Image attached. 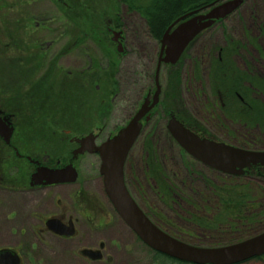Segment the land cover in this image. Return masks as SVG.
Instances as JSON below:
<instances>
[{
    "label": "flooded vegetation",
    "instance_id": "1",
    "mask_svg": "<svg viewBox=\"0 0 264 264\" xmlns=\"http://www.w3.org/2000/svg\"><path fill=\"white\" fill-rule=\"evenodd\" d=\"M221 1L225 0H220L215 3ZM241 1L242 3L239 6V9L244 5L245 2V0ZM204 8L205 7L187 14L193 12L204 14L202 11ZM122 13L126 14V11L123 10ZM187 14H184L172 21L165 28L163 34L158 40L154 39L152 31H150L148 28L146 21L142 19L145 25V30L142 32L144 36L146 35V37H148L154 44L151 51L154 56L149 53L150 49L143 48L145 54H147V61L146 63H142L140 74L142 75V80L144 83V87L142 88L143 96L141 95L140 99H143L141 103L139 102V104L133 108V111H131L126 124L119 128L118 126H115L114 128L118 129L113 132V135L108 136L106 140L116 135L131 121L145 100L148 102V107L152 105L153 96L157 91V85L159 89L158 102L140 120V136L146 131L150 123L153 124L151 127V132L160 131L166 132L169 135L167 124L171 117H174L185 127V125L176 118L174 113L168 112V114L165 115L162 111L164 92L167 91L168 87L166 84V77L177 71L180 73V66L183 62H185L186 56L190 53V47L194 44L197 38L209 31L210 28L201 32L187 46L175 65H166L163 63L159 64V55L161 52L160 41L166 30L171 27L176 20ZM59 19H64L66 24L67 19L62 13H60ZM53 20L54 18L50 15H47L40 24L36 23L38 21L34 20V24L36 25L34 29L30 31V33L26 32V35V33H23L22 30H12L11 35H9L10 39H7V37L4 35V31L1 30L3 21L0 20V63L4 64L3 61L5 54H9L11 52L17 54L16 57H6L13 58V60H15V64L13 66L17 71V80L15 83L16 92L14 97L9 101L10 107H12L11 111L5 108L6 104H4L3 101V93L0 91V119L2 121L6 120V123L12 129L8 144L5 143L3 138L0 136V202L5 203L6 208L12 209L11 212L0 215V251H10L15 254L19 260L18 264H30L31 262H34L35 264H56V262L60 259L61 264L63 262L67 263L66 260H69L71 264H100L104 261H111L110 258H115L119 252L117 250V246L110 248V246L107 245L105 241H101L98 235L99 230L106 229L107 226L104 225L108 224V221H106L108 216L104 214L103 218L98 217V215L101 213L99 212L101 211V203L98 200L99 197H97L95 194L86 195L84 191H77L72 197L74 203H76L75 205H67L61 203V201H56L54 210H52L53 203L50 196L51 190L67 185H31V176L39 168L62 169L65 166L71 165L77 173L78 180L79 164L84 160L90 157H95L97 158L100 165L97 154H90L88 152L79 153L81 146L76 141L91 136L93 137V143L90 142L88 145L92 146L93 148L100 146L106 141L100 140V136L105 129V125L99 128V124H94V121L96 120L101 123H106L109 115L113 113V104L111 102L113 99L115 100V98L119 96L120 93H122V90L126 89L123 87V84H126L127 80H129L127 85L129 86L130 92V90L133 89V82L135 79L131 77L133 71L130 70L132 68L130 61H126L124 69L126 70L125 74H127V77L124 80L116 78L117 71L116 73L112 72L111 77L104 79L103 81L102 79L104 78V75L101 73L103 62L104 65L107 66L106 70L109 71L110 67L113 68L111 65H114L112 64L114 62L110 63L109 61V56L112 57V53L109 49L115 48V54L118 57L123 58L125 55H127V52H131L130 50L134 49V41L130 39V34H127L125 29L127 25L123 22L116 23L113 19L106 20L105 30L103 32H87L79 29L75 30L74 32L72 29H65V24H59V26L55 28L53 27L52 23ZM222 21L215 22L212 27L216 26L217 23ZM16 24H18V22ZM176 26H174L170 32L173 31ZM27 29L29 30V28ZM241 31L242 32H239V36L248 38V31ZM254 37L264 38V31L259 30ZM101 47H104L105 50L108 51L109 55L107 57L105 55H101L100 57H102V61L97 62L95 61L91 52H97V54H101ZM119 47L121 52H118ZM223 48L227 49V47L223 46L217 53L215 52V55L211 54V49L207 52V59L210 61H208L209 64L213 58H218L220 61L222 60ZM234 49L235 48L232 47L228 48L229 51ZM228 50L226 51L228 52ZM251 50L252 53L257 55V59H253L254 62H257L258 64L264 63V46H251ZM72 52L83 55L86 64L85 66L80 65V67H78L76 70L63 72L59 67V62L63 61V59ZM235 52L236 53L234 55L228 57L231 58L234 64H236L233 60L239 52V68L237 65L236 67L239 69L240 73V91L243 92L245 98L249 100L264 101V95L257 94L258 91L248 84L249 80L258 81L260 79H264V77H261L256 73L251 65H248L246 62H242L244 60L242 55L249 54L248 49L246 50L244 46L239 44V46L236 47ZM148 54H151V56ZM42 69H46L43 74L40 73ZM55 70L57 72V74H55L56 77H62L60 78L62 79L61 84L60 86L58 85L59 89L57 88V90L60 91V95H63V90L70 92L73 89L78 92V108H81V105L85 103V99L93 102L91 106L93 108L87 109L85 107V110H83L84 114L82 113L79 115L80 119L76 121L77 124L86 123L90 125L86 126L84 129L81 127L82 132H78L75 126H65V124L63 126L62 123L60 125L53 123L51 126H46L44 129L39 128V133L58 135L60 140L58 144H55V147L51 150L49 145H47V138L45 135L41 139L44 141L39 142L37 145H31L30 143H27L25 141V136L22 135L26 133V131L21 126V123L26 122V118L40 115L41 108L44 106L45 102L48 101V96H46L44 93V95L41 97L40 91L44 89L45 82L49 81L52 71L55 73ZM157 70L158 75L156 80L155 75ZM164 74L165 79L163 80L162 77ZM244 74H246L248 78L247 81L244 80ZM26 85H29V87H25ZM103 86H105V92H103L104 94L101 93ZM36 91H38V94H35ZM244 91L247 92L245 93ZM213 97L217 99L219 103L218 111L220 110L221 116L225 120V123L237 125L235 123H230L225 119V113H231L234 106L236 109L239 108V113L241 114L249 112L254 114V111H250L248 109L249 105L246 104L245 99L240 93H235V101H232L233 103H229V100L227 99L228 97H221V95H218L217 98L215 96ZM211 99L212 92L209 103L211 104V107H215L213 100L211 101ZM236 99L238 103L236 102ZM173 103L175 104L176 102L173 101ZM198 124L201 125L208 134L204 137L198 135L200 138L207 139L215 143L228 145L222 140H218L215 136H213L211 132L208 131V129L205 128L204 125H202L199 121ZM224 127V125L222 126L220 124L218 126L221 133L227 134V131L224 130ZM239 128L243 127L239 125ZM27 133H31V131L28 130ZM153 139L154 138H152V140ZM229 146L239 148L238 144ZM180 152L185 155L181 149ZM128 156L123 168V177L125 187L130 197L145 215V217L155 227L165 232L169 236L180 240L179 238L170 235L165 230H163L161 227V221H159L158 218L153 215L154 211L151 210L150 207H147L143 201L140 202L133 191L129 188V183L124 173ZM147 156L148 154L146 152L144 160L145 177L147 181L154 183L151 192L155 199H157V203L167 206V204H165L166 198H168L169 202L172 204L174 203L175 198L180 199V197L182 198L183 196L192 197V195L198 197L199 199L204 198H202L201 191L196 190L187 191L188 195H184V191L176 189V187L171 183L173 179H169L165 173H160L157 176L148 174L149 168L146 164ZM195 163L201 167H204L197 162ZM204 168L217 174L219 177H235L222 174L207 167ZM257 168L264 169L256 167L250 170H245L242 176L235 178L247 179L248 176L253 173L254 169ZM98 177L101 179L99 172ZM155 177L161 178L163 180V184H157L154 179ZM254 179L257 180V178ZM207 182L216 188H220L217 190L209 186V192H207L211 195V198L212 195H214L213 197L218 200V203L217 205H210L208 196H205L208 198H205L204 200L205 205L191 206L192 214H190V218L193 220L189 221L188 223L203 228V230H205L207 233L208 239L214 240L216 242H214L216 245L213 247L236 244L264 232V198L262 195H260L261 191H246L247 196H245L246 200L244 204H241V202L238 204V200L236 205H226L228 195L225 188H227L228 184L225 182L216 184L209 180H207ZM8 195H13L11 198L14 200H9L10 202L6 203L4 202L3 198H5V196L9 197ZM102 197L104 200H106L108 205H110L112 211H114L113 207L105 196L104 191L102 192ZM36 201L38 202L37 208H35ZM201 202H203V200ZM50 220H55L60 223L61 227H59L60 229H57V231H61V235L56 234L54 226L52 228L47 226L46 223ZM121 223L123 225L124 232L126 229V231H128V235H132L135 242L151 254L152 264H156L153 260V253H151L152 251H150L122 221ZM255 227H258V229ZM70 232L71 235H65V233ZM118 240L120 241V239ZM123 244L122 246L125 248L126 243ZM84 250L99 251L101 254V260L91 261L88 258H85L81 254ZM108 257L110 258L107 259ZM254 260L255 259L249 260L247 263L253 262Z\"/></svg>",
    "mask_w": 264,
    "mask_h": 264
},
{
    "label": "rangeland",
    "instance_id": "2",
    "mask_svg": "<svg viewBox=\"0 0 264 264\" xmlns=\"http://www.w3.org/2000/svg\"><path fill=\"white\" fill-rule=\"evenodd\" d=\"M78 1L81 2V0ZM94 1L97 3L96 0ZM101 1L102 0H99L100 5L98 8L103 9L106 6H104V4L101 5ZM82 2H84V0H82ZM47 15L54 18L52 21L53 27L56 28L59 24H65L64 19H59V9L54 6L51 0H0V20L3 21V23L7 22L9 24L8 29L10 31H16L19 29L22 30L23 33H30L36 25L34 22L38 21L36 23L40 24ZM122 15V21L127 25V27H125L127 34H130V39L134 41V49H131V52H127V55L123 58L118 57L115 54V48L109 49L112 53V57L109 56V61L110 63L114 62L112 63L114 65H111L113 66V72L116 73L118 71L116 78L123 80L127 77V74H125L126 70L124 69L125 63L126 61H130L132 66L130 70L133 71L131 77H133L135 81L133 82L134 85L132 84L133 89L130 90V92L129 86L127 85L129 80H127L126 84H123V87L126 89L122 90V93H120V95L111 102L113 104V113L109 115L106 123H101L96 120V122L94 121V124H99V128L105 125V129L100 136V140H106L108 136L113 135V132L116 129L124 126L131 114V111H133V108L138 105L139 102L141 103L143 98L140 99V97L142 95V88L144 87L142 75H140L141 65L147 61V54H145L143 48L150 49L149 53L152 54L151 51L154 45L152 41L146 37V35L144 36L142 32L145 30L142 18L138 15H126L123 13ZM29 18L35 21L30 23L31 25L28 27V30L26 28L28 26L27 19ZM93 18H95V16ZM79 20L80 26L85 29L88 17L82 16ZM17 22L18 24H16ZM23 23H25V29H20ZM64 26L65 29H72L74 32L77 30L73 24L67 21ZM241 30L248 31V38L239 36V32H242ZM259 30L264 31V0H245L244 5L240 9L238 8L233 15L224 20L220 25L210 28L209 31L197 38L194 44L190 47V53L186 56L185 62H183L180 66V81L184 108L196 121H199L202 125H204V127L207 128L213 136L228 145L239 144L240 146L245 142L249 145L246 149L249 148L248 150L263 152L264 132L256 129L252 133H247L237 125L225 123L220 110L218 111L219 103L213 95L211 101L213 100L215 107H211V104L209 103L211 98V82L208 83L207 81V71L209 70L210 65V61L207 59V52L210 51L211 47L224 46L228 36L231 37L233 41L244 46L246 50L248 49L249 54L242 55L244 58L242 62H246L248 65H251L258 75L264 77V63L258 64L257 62H254L253 59H257V55L252 53L251 46H253V44L249 42V38L256 40L257 37L254 36ZM259 42L260 38L258 39V43L256 42V45H263L262 41L260 44ZM100 49L101 54L91 52L97 62L102 61V57H100L101 55H105L106 57L109 55L108 51L105 50L104 47H101ZM151 54L148 55L151 56ZM16 56L17 54L12 52L4 55V57ZM152 56H154V54H152ZM194 61H198V72L200 77V81L198 83L193 80L194 73L196 71V69L194 71ZM233 61H235V65L239 68V52ZM3 63L4 64L0 63V91L3 93L2 97L4 99V104H6L5 108L11 111L12 107H10L9 101L14 97L16 92L15 83L17 80V71L12 64ZM85 64L86 62L83 55L72 52L67 55L63 61L59 62V67L63 72H67L76 70L80 67V65L85 66ZM104 66L103 62L101 73L108 72L106 70L107 66ZM45 70L46 69H42L40 73L43 74ZM55 74H57L56 70L55 73L52 71V75L50 76L51 78L48 82H45L44 90L48 96V101L45 102L44 106L41 108L40 115L26 118V122L21 123V126L26 131V133L22 135L25 136V141L27 143L37 145L39 142L44 141L41 139L45 135L47 138V145H49L51 150L60 140L58 135L39 133V128L44 129L46 126H51L53 123L56 125H60L62 123L63 126L64 124L65 126H75L78 132H82L81 127L84 129L86 126L90 125L86 123L77 124L74 120H69V117L72 116V114L74 117H79L82 113L84 114L83 110H85V107L87 109L93 108L91 107L93 102L88 99H85V103L81 105V108H75L71 102L67 100V98H72V96L75 98L78 97V92L73 89L70 92L63 90V95H60V91L57 90V88L59 89L62 80L60 78L62 77H56ZM162 79H165V74ZM102 80H104V78ZM25 87H29V85H26ZM75 119L77 120V118ZM219 124L225 126L224 130L227 131V134L221 133L218 128ZM152 125V123L149 124L146 131L141 134L129 153L124 169L126 179L129 183L128 186L140 202L143 201L147 207H150V209L154 211L153 215L161 221V227L167 233L179 238L182 242L195 247H213L216 245L214 244L215 241L208 239L207 233L203 230V228L188 223L193 220L190 218V214H192L191 206L205 205L204 200L207 198L205 196H208L210 205H217L218 203V200L213 197L214 195H212L211 198V195L207 193L209 192L208 190L210 186L207 180L216 184L223 182L227 183V195H232V198L239 193V186L243 185H245L248 189L246 191H261L260 195L264 198V184L259 181L258 178L257 180L254 179L256 178V174L254 172L251 173L247 179L219 177L217 174L196 164L193 160L184 158L180 149L171 140L166 132H151ZM115 126H118V128H114ZM28 130H30L31 133H27ZM152 138H154L152 143L156 149L155 151L158 157L157 161L160 164L163 173H165L169 179H173L171 183L176 187V189L184 191V195H188L187 191L190 190L201 191L202 198L204 197L203 199H199L198 197L192 195V197L183 196L182 198L180 197V199L175 198L174 203L172 204L169 202V199L166 198L165 204H167V206L157 203V199H155L151 192L154 183L147 181L145 177L144 165L146 153V149L144 147L145 141H150ZM98 167L99 162L97 158L90 157L79 164V178L75 184L52 189L50 193L53 203L52 210H54L56 201H61V203L67 205H75L76 203H74L72 197L77 191H84L86 195L95 194L99 197L98 200L101 203V211H99L101 213L98 217L103 218L104 214L108 216L106 218L108 224L104 225L107 226L106 229H100L98 235L101 241H105L110 248L117 246V250L119 252L115 258H107L111 259V261H109L110 263L104 261L100 264H152L151 254L137 244L133 236L128 235V231H126V229V233L124 232L121 220L102 197L103 188L101 179L98 177ZM234 187L238 188L235 189ZM8 196L9 197L5 196V198H3L6 203H9V200H14L11 198L13 195ZM202 200L203 202H201ZM37 205L38 202L36 201L35 208H37ZM11 211L12 209L5 207V203L0 202V215L7 214ZM255 228L258 229V227ZM117 238L120 239V241ZM123 243H126V247L124 246L125 248L122 246ZM160 260L161 264H176L168 261L167 259ZM66 261L67 263L63 262L62 264H71L69 260ZM30 264L35 263L31 262ZM56 264H61V259L57 261ZM245 264H264V262L253 261Z\"/></svg>",
    "mask_w": 264,
    "mask_h": 264
},
{
    "label": "water",
    "instance_id": "3",
    "mask_svg": "<svg viewBox=\"0 0 264 264\" xmlns=\"http://www.w3.org/2000/svg\"><path fill=\"white\" fill-rule=\"evenodd\" d=\"M241 0H225L213 3L202 11L187 14L169 27L161 38L159 64L175 65L187 46L203 31L211 28L215 22L232 15L241 5ZM178 24V25H177ZM177 25V26H176ZM174 30H170L174 27ZM118 52H121L120 47ZM163 56V57H162ZM158 70L155 78L157 80ZM159 89L153 96V103L148 107L147 100L131 121L115 136L107 139L98 147L93 137L88 136L76 142L81 146L79 153L88 152L99 157V175L103 191L119 219L136 235V237L153 252L184 264H242L264 255V232L245 241L221 247L200 248L185 244L155 227L134 203L124 184L123 168L129 151L141 132L140 120L158 102ZM171 139L193 161L228 176L239 177L245 170L264 168V151H247L222 143L202 139L185 128L174 117L167 124ZM12 129L6 120L0 119V136L9 143ZM83 148V149H82ZM77 173L71 166L62 169L39 168L31 176V185L57 186L74 184ZM47 226L55 227L56 234L60 223L50 220ZM68 234V235H66ZM66 236L71 235L65 233ZM82 256L91 261L101 260L99 251H82ZM19 260L10 251H0V264H18Z\"/></svg>",
    "mask_w": 264,
    "mask_h": 264
},
{
    "label": "trees",
    "instance_id": "4",
    "mask_svg": "<svg viewBox=\"0 0 264 264\" xmlns=\"http://www.w3.org/2000/svg\"><path fill=\"white\" fill-rule=\"evenodd\" d=\"M51 1L53 2L54 6L58 7L59 13H62L66 17V19H68L67 22L73 24L74 27L79 30H84L87 32L88 31L103 32L105 30V22L107 18L113 19L116 23L118 22L122 23L123 22L122 11L125 10L126 15H138L140 18L144 19L146 21L148 28L150 29V31H152L153 33L152 35L154 36V39L158 40L163 34L165 28L178 17L187 14L189 12L199 10L203 7H206L209 4L215 3L220 0H102L101 5L104 4V6H106L103 9L98 8V6L100 5L99 0H96L97 3L94 0H84V2H82L81 0L82 3L79 2L78 0H51ZM82 16L88 17V22L86 24L85 29H83L79 24L80 21L79 19ZM94 16L95 18H93ZM27 20H28V26H27L28 28L31 25L30 23L34 20H31L30 18ZM222 22L217 23V25H220ZM8 27L9 24L5 22L3 23L1 30L4 31V35L7 37V39H10L9 35H11L12 31H10ZM20 29H25V23L21 25ZM258 39L259 38L254 40L249 38V42L253 44V46H256V42L258 43ZM261 41L263 42V45L261 46H264L263 37L260 38L259 44L261 43ZM224 46L227 47V49L223 48L222 50L223 52L222 60L220 61L218 58L211 59L209 70L207 71L208 73L207 81L208 83L211 82L210 86H211L212 95L215 96L216 98L218 97V95H221V97H228L227 99L229 100V103H233L232 101H235L234 99L235 93L238 94L240 93L242 97L245 99L246 104L249 105L248 109L250 111H254V114L250 112L241 114L239 113V108L236 109L234 106L232 108L233 110L231 113L229 114L225 113L226 116L225 119L230 123L233 124L235 123L238 126L241 125V127H243L242 129L247 133L248 132L252 133L256 129L264 132V101L249 100L245 98L243 92L240 91L241 88L239 84V75H240L239 69L232 62L231 58L228 57V56L231 57L236 53L235 52L236 47L239 46V43L233 41L232 38L228 36L226 38ZM222 47L223 46L211 47L210 48L211 54L215 55V52L217 53ZM229 47L235 49L229 51L228 50ZM226 50H228V52ZM3 62L12 65L15 64V60H13V58L5 57ZM194 71L195 73L193 80L198 83L200 81L199 72H198V61H194ZM112 72H113L112 67H110V70L107 73H103L104 79L111 77ZM243 76H244V80L247 81L248 78L246 74H244ZM180 79H181V75L178 71L166 77V84L168 85V87H167V91L164 92L162 111L165 115H167L168 112L174 113L176 118L180 120L185 125L186 128H188L193 133L204 137L208 135L204 130V128L201 125H199L198 121H196L184 108V103L182 102V96H181L182 87H181ZM248 84H250L252 88L258 91L257 94L264 95V79H260L258 81L249 80ZM104 87L105 86H103V88L101 89L102 94H104L103 92H105ZM40 92L42 97L45 93V90L43 89ZM244 92L246 93L247 91ZM35 94H38V91H36ZM45 95L47 96L46 93ZM67 100L70 101L75 108H77V106L79 105L77 98H75L74 96H72V98L70 97L67 98ZM173 101L176 102L175 103L176 105L173 103ZM236 102L238 103L237 99ZM75 118H77V120L80 119V117H74L72 114V116L69 117V120L72 119L74 120V122H76L77 120ZM247 146L249 145H247L244 142L242 143V145L239 146V148L246 149ZM144 147L148 154L146 160V164L149 168L148 174H151L153 176H157L160 173L163 174L161 166L157 161L158 157L155 151L156 149L154 148V145L152 143V139L150 141L146 140ZM183 157L187 158L185 155H183ZM253 172L256 174V178H258V180L264 184V169L257 168L254 169ZM154 179L157 182V184L158 183L163 184V180L161 178L155 177ZM209 185L214 189L217 190L220 189V188H216L211 184ZM237 188L238 187H236L235 189ZM246 190L248 189L245 187V185L239 186V193L236 194L234 198H232V195H228L226 205H236L238 200H239L238 204H240V202L241 204H244L246 200L245 196H247ZM151 253H153V260L156 264H161L160 259H167L168 261L172 263L174 262L176 264H184L181 262L170 260L160 254L154 252ZM254 261L264 262V255L262 257L256 258Z\"/></svg>",
    "mask_w": 264,
    "mask_h": 264
}]
</instances>
